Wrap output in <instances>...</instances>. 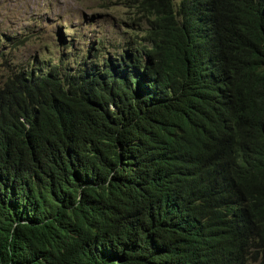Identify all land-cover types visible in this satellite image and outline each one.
Returning <instances> with one entry per match:
<instances>
[{
	"label": "trees",
	"instance_id": "obj_1",
	"mask_svg": "<svg viewBox=\"0 0 264 264\" xmlns=\"http://www.w3.org/2000/svg\"><path fill=\"white\" fill-rule=\"evenodd\" d=\"M131 8L99 63L0 44V264H264V0Z\"/></svg>",
	"mask_w": 264,
	"mask_h": 264
},
{
	"label": "rangeland",
	"instance_id": "obj_2",
	"mask_svg": "<svg viewBox=\"0 0 264 264\" xmlns=\"http://www.w3.org/2000/svg\"><path fill=\"white\" fill-rule=\"evenodd\" d=\"M131 5L132 0H0V44L21 63L66 59L79 47H98L99 39L105 42L103 57H116L141 29ZM60 36L64 43L73 38L72 49L58 43Z\"/></svg>",
	"mask_w": 264,
	"mask_h": 264
},
{
	"label": "clouds",
	"instance_id": "obj_3",
	"mask_svg": "<svg viewBox=\"0 0 264 264\" xmlns=\"http://www.w3.org/2000/svg\"><path fill=\"white\" fill-rule=\"evenodd\" d=\"M5 2V1H4ZM70 11L72 12V13H74V12H76L77 10L76 9H70ZM66 30H68V31H74L75 29L74 28H72L71 26H69V25H67L66 26ZM63 39V40H62ZM72 39L73 38H69V41L68 42H66V43H64L65 42V39L63 38V36H60L59 38H58V43H62V44H65V47L66 48H70V49H72ZM133 40V39H132ZM132 40H129V41H127L126 43H125V45H124V47L126 46V44L127 43H129V42H131ZM98 47H95V48H92L91 47V49H94L95 51H97V53H95V54H93V56H92V54L90 55V50L91 49H88V48H85L84 50L81 48V47H79V48H77L79 51L78 52H76V53H70L69 54V56H68V58H66V59H62L60 56H58V59L57 60H55V61H53L51 58H49V59H41V60H38L37 62H35V60L34 59H32V60H30L31 62L33 61V63L32 64H34V65H32V67L34 66V72H35V68H38V67H40L41 65H42V63H47L48 61H50L51 63H57L59 60H62V61H64V62H67V63H69V65H73V62H74V60H73V58H72V55H77V56H80V55H82L83 54V58H86V60H88V61H90V60H93V61H96V62H101L102 60H104L105 58L103 57V55H102V52H103V46H104V43L105 42H103V40H101V39H99V41H98ZM123 47V48H124ZM120 52H121V50H120ZM119 52V53H120ZM116 56H117V54H116ZM112 58H114V57H112Z\"/></svg>",
	"mask_w": 264,
	"mask_h": 264
}]
</instances>
